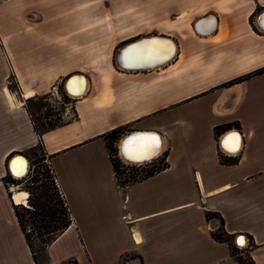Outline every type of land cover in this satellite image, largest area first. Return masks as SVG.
Masks as SVG:
<instances>
[{"label":"crops","instance_id":"obj_1","mask_svg":"<svg viewBox=\"0 0 264 264\" xmlns=\"http://www.w3.org/2000/svg\"><path fill=\"white\" fill-rule=\"evenodd\" d=\"M263 13L264 0H0V264H264ZM158 36L176 44L168 62L119 63ZM75 74L87 89L74 98ZM59 92L75 116L39 129ZM118 128L164 142L123 186L106 138ZM35 148L71 217L39 252L6 183Z\"/></svg>","mask_w":264,"mask_h":264},{"label":"bare ground","instance_id":"obj_2","mask_svg":"<svg viewBox=\"0 0 264 264\" xmlns=\"http://www.w3.org/2000/svg\"><path fill=\"white\" fill-rule=\"evenodd\" d=\"M258 24L259 27L264 30V13L258 17ZM163 41L169 42L170 44V47H168V52L156 50V42ZM123 49L124 51L120 56L119 63L126 68L140 69L156 66L160 67L168 62L176 52V44L172 39L158 36L142 40V42H138L132 45L130 44ZM74 78H76L77 80L75 81ZM66 80L67 82L66 86H64V90L69 96H74L75 98L82 95L87 89V79L84 75L70 76ZM135 131L128 133L122 138V140L124 139L125 141L122 144L121 140L118 150L121 158L127 163L134 164L133 162H149L158 157L159 154L164 150V142L162 136L159 135L158 132L151 133L148 131H141V133H134V135L127 137L129 134H132ZM125 137L127 138L125 139ZM225 140L226 138L222 142V146H224ZM240 144L241 139H238V142H235L234 144V146H236V150L237 148H239ZM17 155L18 154L14 155L11 158L12 160L9 165V171L13 179L23 178L30 170V162L28 158L25 159L24 157H20ZM10 192L13 201L17 205H27L28 192L19 190L16 186H14L13 189L10 188ZM239 244L241 246H244L245 242L243 244L239 241Z\"/></svg>","mask_w":264,"mask_h":264},{"label":"rangeland","instance_id":"obj_3","mask_svg":"<svg viewBox=\"0 0 264 264\" xmlns=\"http://www.w3.org/2000/svg\"><path fill=\"white\" fill-rule=\"evenodd\" d=\"M63 85H64V81H63ZM45 103H46L45 107L39 106L40 108H42L41 116L44 118L40 120V122H37V127L39 129L52 126L55 123L62 122V120H65L64 118L66 116H63L64 110L65 108L72 106L71 99L65 96L64 94L63 95L60 94V92L59 95L51 99H49L48 97V100H46ZM128 133L129 131L128 132L122 131L110 135L108 137L107 141L110 146V151L112 154L117 152V148L119 150V145L122 138L124 137V135H127ZM162 157L164 156L163 155L158 156L157 161L152 160V163L150 164L158 162ZM29 162H30V171L23 178L13 179L12 177H9L6 179V183L8 184L9 188L10 186L13 185L18 187L19 190L28 192V197L29 195H31L33 201L39 200V202H41L42 205L48 204V200L50 198H55L56 197L55 194L59 193V189L56 184V181L52 176L50 169L48 168V164L40 148H35L30 152ZM116 163H118L119 165H123L117 169L119 171H123V173H125V176L130 180H136V178H138V173L141 170H143V167H147L149 165L148 163L144 165L142 168H139L134 165L124 166V164L121 163V161L117 162V160ZM35 171L37 173V176L35 177V179H30V174H32ZM18 206L29 207L28 199H27V205H18ZM45 211H47L48 214L47 209L42 210L41 213L45 215L46 214ZM24 219H26V224H25L26 229L27 231L30 232L31 235L30 242L33 247V250L39 252L43 247L49 244V236L48 235H44L41 237L37 236L36 231L41 227H43L41 229V232L43 233L46 230H48L47 229L48 226L44 225L45 223L44 220L41 222L38 219L37 220L30 218L28 219V217H25Z\"/></svg>","mask_w":264,"mask_h":264},{"label":"trees","instance_id":"obj_4","mask_svg":"<svg viewBox=\"0 0 264 264\" xmlns=\"http://www.w3.org/2000/svg\"><path fill=\"white\" fill-rule=\"evenodd\" d=\"M53 126V125H52ZM118 132H122V128H118L113 130L112 132H110L106 138H108L110 135H113L115 133ZM108 142V141H107ZM108 147L110 148L109 144ZM164 156V154H163ZM117 162H120L119 159L117 158H112L113 161V166L114 169H116L118 171V173H123V171H119L117 168H120L123 165H119ZM155 161H157V159H154ZM153 160V161H154ZM152 163V162H151ZM157 168H160V164L158 166H156ZM150 171H147L145 173L149 174ZM37 176L36 171L33 172L32 174H30V179H35V177ZM53 176V174H52ZM56 197L55 198H50L48 200V204H41V202H39V200L33 201L31 198V195H29L28 197V203H29V207H22V206H18V205H14V212L15 215L17 217V220L19 222V225L24 233V237L31 249L32 252H34L33 247L31 245L30 242V232L27 231L26 229V219H24L25 217H28V219H34V220H40L41 222L44 220L45 223L44 225H47V229L45 232H41V229L43 227H41L40 229H38L36 231V235L37 236H44V235H48L49 236V243L60 233L62 232L64 229H66L70 224H71V217H70V213L68 210V207L63 199V197H61L59 195V193L55 194ZM42 205V207H41ZM45 208H44V207ZM43 208V209H42ZM48 210V214L47 211H45V215L42 214V210ZM47 219V220H46ZM215 237L217 239H224L223 234L219 233L218 231L215 232ZM238 261L240 264H254L253 261L249 258V257H239Z\"/></svg>","mask_w":264,"mask_h":264},{"label":"built area","instance_id":"obj_5","mask_svg":"<svg viewBox=\"0 0 264 264\" xmlns=\"http://www.w3.org/2000/svg\"><path fill=\"white\" fill-rule=\"evenodd\" d=\"M70 97H74V96H70ZM69 109H71V107H67L66 108V110H65V112H64V115L63 116H66L67 118H73L75 115H74V112H72V109L71 110H69ZM163 155V153L161 152L160 154H159V156H162ZM112 157L113 158H118L120 161H121V163H123L124 164V166H128V165H134V166H137V167H139V168H142L144 165H146V164H150L152 161H149V162H133L134 164H130V163H127L126 161H124L122 158H121V156H120V154H119V152H118V148H117V152L116 153H114V154H112ZM158 157H156L155 159H157ZM47 162V161H46ZM47 164H48V162H47ZM48 168L50 169V167H49V165H48ZM139 170H141V169H139ZM30 171V170H29ZM50 171H51V169H50ZM51 173H52V171H51ZM145 175V173H142L141 171L138 173V178H136V179H139V178H141V177H143ZM53 178H54V176H53ZM114 178L116 179V182L118 183V185H120V186H123V185H126V184H128L129 182H131V181H133V180H130V179H128L126 176H125V173H118V171L116 170V169H114ZM55 180V179H54ZM9 191H10V188H9ZM11 193V192H10ZM59 195L62 197V194L60 193V191H59ZM210 227V226H209ZM211 229H213L214 231L216 230V228H214V227H210ZM237 247L238 248H243L244 246H238L237 245Z\"/></svg>","mask_w":264,"mask_h":264},{"label":"water","instance_id":"obj_6","mask_svg":"<svg viewBox=\"0 0 264 264\" xmlns=\"http://www.w3.org/2000/svg\"><path fill=\"white\" fill-rule=\"evenodd\" d=\"M142 42V41H141ZM66 82H67V80L65 81V83H64V86H66ZM143 132H146V131H143ZM148 132H151V133H156V131H148ZM134 133H141V131H135V132H133L132 134H129L127 137H130L131 135H134ZM159 134V133H158ZM160 135V134H159ZM228 135V134H227ZM227 135H225L222 139H221V141H220V145L222 144V142L224 141V139H225V137L227 136ZM127 137H125V139L127 138ZM124 139L122 140V144L124 143ZM17 156H20V157H24L25 159H27V157L25 156V155H23V154H18ZM15 158H16V156H15ZM11 160L12 159H10V161H9V163H8V165H10V162H11ZM10 188H14V186L12 185Z\"/></svg>","mask_w":264,"mask_h":264},{"label":"snow or ice","instance_id":"obj_7","mask_svg":"<svg viewBox=\"0 0 264 264\" xmlns=\"http://www.w3.org/2000/svg\"><path fill=\"white\" fill-rule=\"evenodd\" d=\"M22 163V162H21Z\"/></svg>","mask_w":264,"mask_h":264}]
</instances>
